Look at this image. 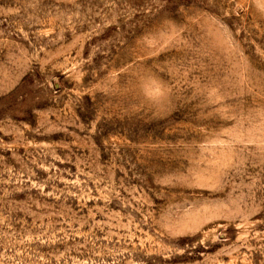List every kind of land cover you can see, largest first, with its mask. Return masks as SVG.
I'll list each match as a JSON object with an SVG mask.
<instances>
[{"label": "rangeland", "instance_id": "1", "mask_svg": "<svg viewBox=\"0 0 264 264\" xmlns=\"http://www.w3.org/2000/svg\"><path fill=\"white\" fill-rule=\"evenodd\" d=\"M0 264H264V0H0Z\"/></svg>", "mask_w": 264, "mask_h": 264}]
</instances>
